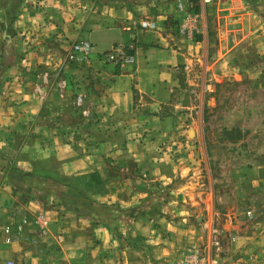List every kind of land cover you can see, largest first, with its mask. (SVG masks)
Wrapping results in <instances>:
<instances>
[{"label": "crops", "instance_id": "obj_1", "mask_svg": "<svg viewBox=\"0 0 264 264\" xmlns=\"http://www.w3.org/2000/svg\"><path fill=\"white\" fill-rule=\"evenodd\" d=\"M96 1L25 0L21 5L18 0V12L3 22L0 264H142L146 262L139 252L142 243L128 244L124 239L149 231L137 211L148 196L146 187L156 182L171 184L188 170L181 162L188 150L180 113L187 108L182 82L189 73L185 67L203 63L199 51L208 55L204 53L206 4L193 2L198 34L186 39L177 34L175 6L182 2L190 7L187 0H100L99 5ZM218 6L230 15L245 11L236 0ZM145 21H154L157 29H124ZM248 22L230 19L227 27L217 23L218 60L213 69L225 68L228 51L241 42L264 48V31L254 32L258 23ZM259 23L261 27L263 21ZM101 31H119L121 41L118 38L108 51L99 53L89 39ZM79 41L92 45V55L69 61L70 46ZM129 43L135 46L133 64H104L102 54ZM53 58L56 69H45ZM205 68H210L208 63ZM58 84L64 88L61 93L56 91ZM77 97H82L80 107ZM76 109L89 119L79 117ZM257 132L263 135L264 129L252 130ZM178 137L181 141L172 144ZM175 147L180 152L178 160L171 154ZM113 167L120 171L117 176L110 174ZM243 171L244 180L264 185V153L251 159ZM34 181L54 186L55 193L37 196L21 191ZM185 187L181 183L180 191ZM254 200L264 201L261 191ZM93 203L106 213L94 215ZM256 210L252 208V213ZM114 211L127 219L115 221ZM166 225L168 231L179 234L173 225ZM259 225L238 237L237 244L260 251L264 264V216ZM6 226L16 236L10 244L3 241L1 230ZM230 233L236 236L240 231ZM147 238L151 244V237Z\"/></svg>", "mask_w": 264, "mask_h": 264}, {"label": "rangeland", "instance_id": "obj_2", "mask_svg": "<svg viewBox=\"0 0 264 264\" xmlns=\"http://www.w3.org/2000/svg\"><path fill=\"white\" fill-rule=\"evenodd\" d=\"M19 1L22 5L25 0ZM187 1L192 3L190 7L194 9L195 0ZM230 1L233 0H211L206 4L208 15L203 18L207 42L205 41L204 53L208 55H203V50L199 51L203 63L197 60L193 62L188 76L182 82L183 88L187 90V108L180 113L183 117V135L187 137H183V140L188 141V150L183 153L181 162L188 166V170L183 177L178 175L171 184L156 182L146 187L145 193L148 196L139 203L137 211L143 215L150 232L134 238L126 236L124 239L128 244L131 241L142 243L139 252L142 260H146L142 264H148V260L151 264H174L187 245L207 243L212 239V230L215 229L221 231L222 235V264L262 263L260 251L246 250L244 244L238 245L237 242L238 237L245 236L249 228L259 227L264 216V201L254 200L260 195V191L264 195V185L242 177L250 160L257 154L264 153V132L263 135L260 132L252 134L255 128L264 129V48L259 44L250 46L249 43L241 42L228 51L225 68L213 69V66L218 60V39L214 31L217 23L227 27L230 19H246L247 22L250 19L251 23L254 20L259 25L254 32H263L264 0H236L240 1L247 13L239 9L231 15L229 10L218 6V3L228 5ZM96 2L98 4L100 0ZM8 3L11 6H7ZM14 3L15 6L12 5ZM17 3L18 0H0V31L5 30L3 22L13 19L18 12L20 5ZM240 11L242 13L238 14ZM260 19L263 21L261 27ZM213 20L218 21L213 24ZM118 38L121 41L119 31H101L91 35L89 42L96 44V51L104 53ZM226 49H229L228 46ZM54 62L55 58L50 59L49 66L45 69H56ZM207 63L210 68L206 69ZM229 66L236 71L232 72ZM49 77L52 76L48 75ZM246 84L251 85L245 86ZM55 87L59 93L64 89L59 84ZM76 113L78 115V109ZM82 114L79 113V117L86 116ZM180 141L178 137L173 139L172 144ZM161 143L164 146V141ZM178 152L176 147L171 152L177 160L180 155ZM119 172L116 167L110 169V174L114 176ZM34 182L30 188L21 191L35 193L37 196L56 191L54 186ZM181 183L186 186L184 190L189 195L180 191ZM28 196L29 194L22 195V200H26ZM248 198H253L254 202L248 201ZM252 208H257L255 213H252ZM91 212L96 216L106 213L94 203ZM113 216L115 221L127 219L116 211ZM166 224L173 225L179 234L168 231ZM237 229L240 234L235 236L230 233ZM147 236L151 237V244H148ZM159 239H164L165 242H159Z\"/></svg>", "mask_w": 264, "mask_h": 264}, {"label": "built area", "instance_id": "obj_3", "mask_svg": "<svg viewBox=\"0 0 264 264\" xmlns=\"http://www.w3.org/2000/svg\"><path fill=\"white\" fill-rule=\"evenodd\" d=\"M207 4L211 0H202ZM176 12L178 14L177 34L186 39L194 38L197 32V14H195L188 5L182 2L176 3ZM126 31L142 30V31H155L157 29L154 21H145L138 23L137 26L127 25L124 27ZM93 52L92 45L87 41H79L70 46V51L67 54L69 61L75 60L76 57L88 59ZM78 55V56H76ZM102 59L107 64L114 65H131L134 62L135 46L132 43L122 44L113 47L109 52L102 54ZM100 56V57H101ZM189 70V67H185ZM82 104V97H77L76 106L80 107ZM86 115V112L83 113ZM21 231V226L17 228V232ZM3 234L4 243L10 244L16 239L14 233L11 232L10 226H6L1 230ZM221 248H222V235L221 231L212 230V239L205 244H190L187 245L180 257L174 264H222L221 263ZM4 264H13L8 261Z\"/></svg>", "mask_w": 264, "mask_h": 264}, {"label": "trees", "instance_id": "obj_4", "mask_svg": "<svg viewBox=\"0 0 264 264\" xmlns=\"http://www.w3.org/2000/svg\"><path fill=\"white\" fill-rule=\"evenodd\" d=\"M196 1V0H195ZM193 12H197V8L196 9H191Z\"/></svg>", "mask_w": 264, "mask_h": 264}]
</instances>
